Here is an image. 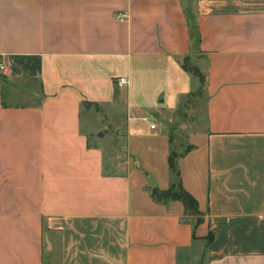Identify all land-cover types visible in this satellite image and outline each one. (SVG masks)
I'll return each mask as SVG.
<instances>
[{
	"label": "crops",
	"instance_id": "obj_1",
	"mask_svg": "<svg viewBox=\"0 0 264 264\" xmlns=\"http://www.w3.org/2000/svg\"><path fill=\"white\" fill-rule=\"evenodd\" d=\"M0 56V264H264V0H0Z\"/></svg>",
	"mask_w": 264,
	"mask_h": 264
},
{
	"label": "rangeland",
	"instance_id": "obj_2",
	"mask_svg": "<svg viewBox=\"0 0 264 264\" xmlns=\"http://www.w3.org/2000/svg\"><path fill=\"white\" fill-rule=\"evenodd\" d=\"M187 100H183L182 104ZM110 112L99 108L97 106L88 104L83 106L82 115L86 127L93 133L92 140L102 145L105 150V155L110 161L121 160L123 157L122 149L124 146L122 114L117 112L109 114ZM99 134L96 137L95 133ZM174 130L173 152H180L186 147L184 132ZM45 264H52L48 257H44Z\"/></svg>",
	"mask_w": 264,
	"mask_h": 264
},
{
	"label": "trees",
	"instance_id": "obj_3",
	"mask_svg": "<svg viewBox=\"0 0 264 264\" xmlns=\"http://www.w3.org/2000/svg\"><path fill=\"white\" fill-rule=\"evenodd\" d=\"M175 156V153H171L169 156V168L174 177L173 182L167 189H151V197L157 202H166L168 200H180L181 202H183L185 206V211L187 213H197V201L182 186L179 170L174 160Z\"/></svg>",
	"mask_w": 264,
	"mask_h": 264
},
{
	"label": "built area",
	"instance_id": "obj_4",
	"mask_svg": "<svg viewBox=\"0 0 264 264\" xmlns=\"http://www.w3.org/2000/svg\"><path fill=\"white\" fill-rule=\"evenodd\" d=\"M6 70V68H5V65H4V62H3V59H2V57L0 56V71H5ZM118 82H119V84H125L126 83V80H125V78L124 77H120L119 79H118ZM154 124H150V128H154Z\"/></svg>",
	"mask_w": 264,
	"mask_h": 264
}]
</instances>
